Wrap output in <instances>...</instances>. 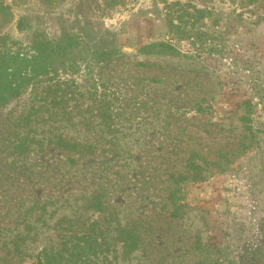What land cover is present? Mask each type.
<instances>
[{"label":"rangeland","instance_id":"374dc122","mask_svg":"<svg viewBox=\"0 0 264 264\" xmlns=\"http://www.w3.org/2000/svg\"><path fill=\"white\" fill-rule=\"evenodd\" d=\"M1 39L65 63L0 108V264L94 223L115 264H264V0H0Z\"/></svg>","mask_w":264,"mask_h":264},{"label":"trees","instance_id":"16d2710c","mask_svg":"<svg viewBox=\"0 0 264 264\" xmlns=\"http://www.w3.org/2000/svg\"><path fill=\"white\" fill-rule=\"evenodd\" d=\"M0 41V108L18 96L34 80L45 76L52 67L65 63L62 44L37 40L28 49L29 53H24L22 50L4 49L7 40ZM143 49L155 50V53L159 54L175 53L173 48L162 42L150 44ZM253 91L261 109H264V88L257 83L253 86ZM58 141L63 144L61 139ZM23 145L25 143H17V148ZM124 236L125 238L120 240L123 242V251L134 250L136 240L131 237L132 234L127 232ZM19 249L17 246L9 252L16 250L21 254ZM112 253L114 254L113 245L107 242L104 230L94 223L80 233L72 232L66 236L63 234L58 246L43 248L29 264H115V256H112ZM3 260H7V257Z\"/></svg>","mask_w":264,"mask_h":264}]
</instances>
